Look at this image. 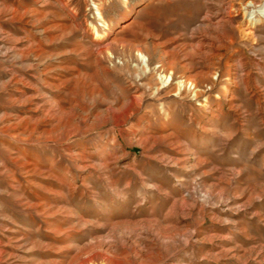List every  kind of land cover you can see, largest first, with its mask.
Returning <instances> with one entry per match:
<instances>
[{
  "label": "rangeland",
  "instance_id": "1",
  "mask_svg": "<svg viewBox=\"0 0 264 264\" xmlns=\"http://www.w3.org/2000/svg\"><path fill=\"white\" fill-rule=\"evenodd\" d=\"M0 264H264V0H0Z\"/></svg>",
  "mask_w": 264,
  "mask_h": 264
}]
</instances>
